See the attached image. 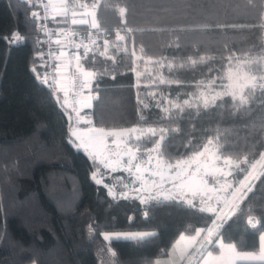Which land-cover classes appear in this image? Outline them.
Returning <instances> with one entry per match:
<instances>
[{"label": "trees", "instance_id": "trees-1", "mask_svg": "<svg viewBox=\"0 0 264 264\" xmlns=\"http://www.w3.org/2000/svg\"><path fill=\"white\" fill-rule=\"evenodd\" d=\"M88 1L92 2L84 0ZM107 4L98 11L101 27L113 42L117 31L126 35L120 49L126 46L128 55L110 50L114 64L96 52L99 62L94 68L91 56L82 61L103 75L93 82L98 100L79 116L109 128L141 125L143 111L148 118L143 125L179 127L169 141L173 160L185 154L188 140L194 139V150L199 151L219 130L226 145L223 155L248 156L245 168L250 169L264 151V104L259 92L248 111L235 112L231 98L225 97L223 108L201 109L199 116L195 108L184 113L174 110L177 119L172 123H156L164 115L157 101L165 107L168 100L182 104L203 80L224 76L232 53L243 58L244 53L264 50V0H253L252 5L248 0H107ZM117 6L127 9L123 18ZM33 11L35 6L26 1L0 0V264H99L98 251L110 246L116 252L114 264H152L162 250L168 253L182 232L191 235L195 228L211 226L214 216L176 202L114 199L106 185L96 183L92 171L108 170L99 162L94 165L83 149L69 145L70 125L80 124L74 121L77 115L63 107V93L41 82L46 77L45 44ZM51 23L72 26L61 17ZM15 32L26 40L10 44ZM141 48L143 57L133 65L131 53L135 50L140 57ZM201 55L213 59L195 66L189 63V57L198 60ZM161 79L172 83L160 84ZM138 96L143 103H138ZM117 173L122 170L111 175ZM245 175L236 174L235 179ZM254 183L248 197L237 202L241 211L228 223L234 227L238 250L260 248L264 227L253 232L248 217L264 224V176ZM134 229L156 235L146 242L113 240L111 245L103 236L107 231Z\"/></svg>", "mask_w": 264, "mask_h": 264}, {"label": "snow or ice", "instance_id": "snow-or-ice-1", "mask_svg": "<svg viewBox=\"0 0 264 264\" xmlns=\"http://www.w3.org/2000/svg\"><path fill=\"white\" fill-rule=\"evenodd\" d=\"M25 2V0H21ZM31 4L32 0H27ZM250 5L253 0H248ZM107 0H92L91 4L84 2V0H48V3L43 4L45 16L48 18V12L51 8L54 11L52 19L61 17L67 23L69 16H71L72 26L90 25L91 29L95 30L97 38L102 34L101 24L98 19V11L101 7H108ZM77 9H84L78 12ZM117 10L123 18L127 9L118 7ZM32 18L40 20L41 17L38 12L31 13ZM79 17V18H77ZM91 17V20L88 19ZM261 20L264 21V14L261 15ZM123 23V19H122ZM41 29L46 26H40ZM227 27V26H221ZM230 27L236 28V25ZM244 27V26H239ZM264 27V24H261ZM183 30V29H182ZM128 33H133V29H127ZM51 39L52 33H48ZM58 35L64 36L69 39V42L78 50L84 49L83 55H75L76 66L75 71L71 73V87L73 90L79 88L89 89V95L83 100L84 107L91 108L93 102L98 100V96L91 95L92 91H96L92 87L94 81L103 73L97 72L92 68H88L82 61H88L91 56V63L93 68L99 62L95 56L99 52L101 57L106 60H112L117 63L114 56L110 54V50L122 51L123 55H128V48L125 46L120 49V42L126 41V35H121L120 31L116 33V41L104 40L103 51H100V45L97 40L92 39V32L88 33L89 43H85L82 38L79 43H76L73 37L80 35L73 31L70 34L63 28L59 30ZM3 38V37H0ZM25 37L19 35L18 32L12 34L9 43H23ZM56 44H61L57 39L54 41ZM141 56L137 57L135 50L132 51L133 57L132 64L136 65L143 57L144 49H140ZM54 55V53H52ZM42 55V54H41ZM63 51L60 56H64ZM213 59L210 56L201 55L199 59L189 57V63L192 66L198 63L204 64ZM159 63V61H157ZM59 67V65H57ZM169 69L173 64L168 65ZM180 67H184L183 64ZM34 72L36 68L32 69ZM133 71L137 69L133 67ZM71 71V69H70ZM106 71V69H105ZM211 71V69H210ZM139 75V73H138ZM40 79L39 75L37 76ZM222 84V90L219 92L209 91L208 93L202 92L195 100L185 99L183 103L171 100L166 101L167 106H162L157 101V107L164 113L156 123H172L177 118L174 116V110L179 113H184L186 109H196L197 116L200 115L201 109L208 111L215 108H223L226 101L225 97H230L232 107L235 112H244L250 110L251 104L258 99L257 93L260 94V102L264 104V50L256 55L244 53L243 58L236 53H232L228 57L227 71L223 77H214L209 81V88L217 84V80ZM227 83H223L224 80ZM48 83L47 76L41 81ZM139 83V82H138ZM172 83V81L160 80V84ZM176 83H179L177 81ZM214 91V89H213ZM154 96V94H153ZM155 98V96H154ZM138 103H143L139 96ZM59 102V101H58ZM219 102V103H218ZM67 99L63 107H67ZM73 111L77 113L79 118V109L72 106ZM145 109H150V104H144ZM67 114V113H66ZM71 120V117H69ZM140 124H147L148 118L144 115L143 111L139 113ZM94 135L85 139L78 134L77 131L69 132L68 143L77 150L83 149L89 153V158L93 164L103 163L105 167H113V165H126L125 171L134 177L133 184L137 181L141 182V187L133 188V191L138 194L141 204L148 201H155L157 204L162 202H176L187 206L189 209H197L201 213H212L216 216L212 220L211 226L205 228H195L194 235H185L181 233L179 238L172 246V251L167 253L169 260H157L155 264H264V233L259 236L260 251L257 252H240L238 245L235 243L227 242L222 229L225 225L232 220L241 211L239 202H243L253 191L255 181L260 180L264 176V152H260V159L251 164V168H245L249 162V157L233 159L232 156L223 155V150L226 145L221 143V135L217 130V135L210 137L207 143L199 151L194 150L196 141L194 139L188 140L187 144L183 145L185 154L181 158L175 159L173 162V152L169 141L173 138V134L179 133V127H143L134 126L131 128H98L93 129ZM158 137V138H157ZM115 146V150L111 152L110 156L104 160H98L99 146H108V143ZM147 143H152V147L145 148ZM143 150V152H142ZM192 151L191 155H187L188 151ZM145 156L147 157L145 159ZM113 157H116L113 159ZM125 157L127 159L125 160ZM259 165L260 169L257 170ZM135 169V172H133ZM239 173H246L244 180L239 182V188L231 193V203L227 204V212L223 207H220L222 201L218 196L212 193L219 191L215 184L219 183L221 178L227 181L228 177H232ZM97 173H92V178L97 184L102 183V180L96 178ZM159 177V181L153 179ZM127 187V185H125ZM233 188L232 183L225 184L224 192H228ZM146 194V195H141ZM109 195L115 199V193L110 190ZM122 198L128 199L127 192L121 193ZM215 201V206L213 205ZM147 216V212L145 213ZM248 225L253 232L258 231L260 227H264L259 219L255 217H248ZM189 226V230L191 229ZM156 235L155 232H128V233H115L105 234L104 239L111 245L113 240H125L146 242ZM184 242L183 246L181 242ZM219 249V254H216V249ZM108 251L112 257L116 256V252L112 250L111 246ZM166 253L162 250L160 255Z\"/></svg>", "mask_w": 264, "mask_h": 264}, {"label": "rangeland", "instance_id": "rangeland-1", "mask_svg": "<svg viewBox=\"0 0 264 264\" xmlns=\"http://www.w3.org/2000/svg\"><path fill=\"white\" fill-rule=\"evenodd\" d=\"M88 3L91 4V2H89V1H88ZM77 10H79V9H77ZM82 11H84V9H82V10H80L78 12H82ZM209 81L210 80H203L201 82L200 86L198 87L197 92L195 94H191L186 99L195 100V98L199 97L202 92L208 93L209 91H212L213 94H214V92H219V91L222 90V84H221L220 80H217V84L215 86H213L214 91H213V89L209 88ZM223 83H227V80L225 79L223 81ZM79 117L81 118V121H79L81 125L72 123L70 125V130L71 131H77L78 134L83 136L85 139H87L88 137L94 135L93 129L105 128L103 126H98V125L94 124L92 119H91V117H89V116L81 114ZM134 126L155 127V126H150V125L135 124V125H132V126H119V127L118 126H112V127L105 128V129L131 128V127H134ZM206 143H207V141L204 144H206ZM150 147H152V145L147 146L145 148H150ZM114 150H115V146L112 145L110 143V141H109L107 147H104V145H100L99 146V150H98V152H99L98 160H104V159L108 158L110 156L111 152L114 151ZM142 152H143V150H142ZM191 154H189V155H191ZM115 158L116 157H113V159H115ZM146 158L147 157L145 156V159ZM126 159H127V157H125V160ZM233 159H235V158H233ZM259 159H260V157L256 161H258ZM173 162H175V160H173ZM101 164L106 170H108V172L107 173H103L101 170L95 169V170L92 171V173L93 172L97 173V177L96 178L99 179V180H102V184L106 185L108 192L110 190H112L115 193V197H122L121 193L122 192H127L129 194V197H137L138 198V194L133 191V188L141 187V182L137 181L135 184H133L134 177L132 175H130L127 171L124 170L126 165H123V164L115 165L114 164L113 167L109 168V167H105L103 163H101ZM118 170H122V173H117L115 175H111L112 172H115V171H118ZM257 170L258 171L262 170V169H260L259 165L257 166ZM133 172H135V169H133ZM92 173H91V177H92ZM153 179H156L157 181H159V177H153ZM241 180H244V177H242L240 179L239 178L235 179V175H234L232 177H228L227 181H225L224 178H221L219 183L215 184V187L219 191L212 193V195L219 197L220 201H222V203L220 204V207H223L225 212H227V210H228L227 209V204L231 203V199H230L231 193L233 191H235L237 188H239V182ZM226 182L233 184V188L229 189L227 193L223 191V188L225 187ZM125 185H127V187H125ZM141 195H146V194H141ZM215 203L216 202L213 201V205L214 206H215ZM213 216H214L213 219H215L216 216L214 214H213ZM207 227L208 226L199 227V228H205L206 229ZM222 231L224 233V236L227 239V242L233 243V236H234V227H233V225H231V224L225 225L224 228L222 229ZM128 232H153V231L146 230V229L117 230V231H112L111 233L105 232L104 235L105 234H115V233H128ZM194 234H191V235H194ZM185 235L187 236V234H185ZM179 236L176 238V240L179 238ZM176 240L173 242V244L176 242ZM173 244H172V246H173ZM183 244H184V242L182 241L180 246H183ZM172 246L170 247L168 253L172 251ZM108 249H109V247H106V248L100 249L98 251L99 264H114V257H112V255L108 251ZM238 251H240V252H253V251H250V250H238ZM254 252L259 253V250L258 251H254ZM216 254H219V249L216 250ZM157 260L167 261V260H169V256L166 254V255L157 257L152 264H155V262Z\"/></svg>", "mask_w": 264, "mask_h": 264}, {"label": "built area", "instance_id": "built-area-1", "mask_svg": "<svg viewBox=\"0 0 264 264\" xmlns=\"http://www.w3.org/2000/svg\"><path fill=\"white\" fill-rule=\"evenodd\" d=\"M27 2V0H25ZM48 3V0H32L31 4L27 2L29 5H33L36 8V12L39 13L40 26H46L41 29L42 40L45 44V63H46V76L48 78V85L53 91L63 93L65 95V100L67 99V107L77 115L75 111H73V105L77 109H79V113L87 108L83 105V100L90 94L89 89H79L75 90L71 87V73L75 71L76 60L75 55H83L84 49H76L72 43L69 42V39L64 36L58 35L59 30L63 28L69 34L73 31L79 33L73 37L76 43H79L83 38L85 43H89L88 41V33L92 32V39L97 40V43L101 46L100 51H103L104 40L107 39L108 31L101 27L102 34L97 38L95 35V30L91 29L90 25H86L84 27H72V26H54L51 23V17L54 15V11L50 8L48 12V18L44 19L45 16L43 4ZM91 20V17H90ZM51 32V39L49 38L48 33ZM59 39L61 44H56L54 41ZM63 51L65 53L64 56H60V52ZM54 53V55L52 54ZM59 65V67H57ZM71 69V71H70ZM93 87V84H92ZM91 95L95 96L94 91L91 92ZM75 122L81 121V118L74 117Z\"/></svg>", "mask_w": 264, "mask_h": 264}, {"label": "crops", "instance_id": "crops-1", "mask_svg": "<svg viewBox=\"0 0 264 264\" xmlns=\"http://www.w3.org/2000/svg\"><path fill=\"white\" fill-rule=\"evenodd\" d=\"M77 18H79V17H77ZM69 20L71 21V16H69ZM107 232H108V231H107ZM104 233H105V232H103V235H104ZM108 233H111V232L109 231ZM261 233H264V231H261ZM261 233H260V234H261ZM259 236H260V235H259ZM259 242H260V241H259ZM250 251H251V250H250ZM259 251H260V248H259Z\"/></svg>", "mask_w": 264, "mask_h": 264}]
</instances>
